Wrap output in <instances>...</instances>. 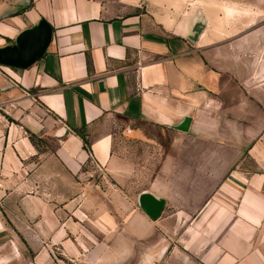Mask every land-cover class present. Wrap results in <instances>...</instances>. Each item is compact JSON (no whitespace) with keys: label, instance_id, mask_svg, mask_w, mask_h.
Here are the masks:
<instances>
[{"label":"crops","instance_id":"crops-1","mask_svg":"<svg viewBox=\"0 0 264 264\" xmlns=\"http://www.w3.org/2000/svg\"><path fill=\"white\" fill-rule=\"evenodd\" d=\"M235 2L0 0V50L41 23L51 32L32 65L0 64V111L19 121L0 115V175L24 194L35 239L71 250L76 225L50 204L81 219L91 167L116 186L101 233L114 229L117 244L115 220L129 219L123 231L146 245L142 264H264V33L237 31ZM142 125L169 138L149 141L160 156L151 171L120 154L121 140L147 141ZM142 193L163 200L156 220L137 206Z\"/></svg>","mask_w":264,"mask_h":264},{"label":"rangeland","instance_id":"rangeland-1","mask_svg":"<svg viewBox=\"0 0 264 264\" xmlns=\"http://www.w3.org/2000/svg\"><path fill=\"white\" fill-rule=\"evenodd\" d=\"M233 7L236 8L237 20L243 23L242 25L237 23V31L264 33V31H259L260 26L264 24V0H236ZM0 72L2 73L1 70ZM3 74L2 76H7ZM5 112L0 111L2 119L11 120L16 124L19 122L7 117V108ZM141 129L147 141L121 140L120 154L123 159L137 168L149 166L151 171L152 168L157 167L160 158L152 142H158L163 147L169 138L156 127L142 125ZM28 135L33 136L34 143L40 151L50 150V146L38 134L32 135L28 132ZM101 173L91 167L86 169V174H90L93 194L92 201L86 208L81 207V203L76 206V211H83L84 215L79 214L81 219L67 217L66 209L59 203L50 204L54 213H59L57 217L60 223L68 220L71 224L76 225L75 234L69 235L74 244L71 250H62L53 245L50 236L43 238L40 236V240L35 239L36 235L30 234L32 231L29 229L30 226H33V221L25 219V216L20 212L19 199L24 194L20 193L19 188H7V201L5 199L3 209L0 211L2 225L0 231V264H142L146 245L133 244L127 231H123V227L125 230L129 219L117 218L115 220L119 224L118 231L122 234L121 240L117 244H115L114 229L108 230L106 237L98 227V223L103 221L100 219L101 213L112 212L116 207L114 201L106 194L108 188L115 189V183L109 179H103ZM143 173H145L144 177L147 178L148 172L146 170H142L138 176L140 177ZM143 188L140 186L138 189ZM138 189L134 187L133 193L135 194ZM129 205L133 207L134 203ZM127 206L128 204L125 205V209L128 208ZM26 230H29V234L26 233ZM36 242H38L37 245H35ZM101 243L104 244L101 246ZM172 244L174 245L173 242ZM41 245L43 248L36 249ZM168 260L166 258V261ZM170 263L165 262V260L159 262V264ZM197 264L204 263L197 262Z\"/></svg>","mask_w":264,"mask_h":264},{"label":"water","instance_id":"water-1","mask_svg":"<svg viewBox=\"0 0 264 264\" xmlns=\"http://www.w3.org/2000/svg\"><path fill=\"white\" fill-rule=\"evenodd\" d=\"M51 41V32L47 26L40 24L37 28L19 36L15 46L0 50V64L26 68L36 62L46 51ZM102 91L103 84L98 85ZM137 206L151 220H156L164 206L163 200L149 193L137 197ZM162 256L144 264H159Z\"/></svg>","mask_w":264,"mask_h":264},{"label":"trees","instance_id":"trees-1","mask_svg":"<svg viewBox=\"0 0 264 264\" xmlns=\"http://www.w3.org/2000/svg\"><path fill=\"white\" fill-rule=\"evenodd\" d=\"M74 132L81 138V140L83 142L84 150L89 152L90 151V146H89V142H88L87 136L85 135L84 131L83 130H75ZM30 140H31V142L33 144H35L33 136L30 137Z\"/></svg>","mask_w":264,"mask_h":264},{"label":"built area","instance_id":"built-area-1","mask_svg":"<svg viewBox=\"0 0 264 264\" xmlns=\"http://www.w3.org/2000/svg\"><path fill=\"white\" fill-rule=\"evenodd\" d=\"M6 196H7L6 189L3 186L1 175H0V211L3 209ZM1 228L2 227H1V222H0V230Z\"/></svg>","mask_w":264,"mask_h":264}]
</instances>
